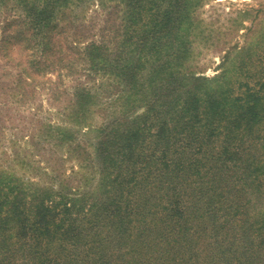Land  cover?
I'll list each match as a JSON object with an SVG mask.
<instances>
[{
	"label": "trees",
	"instance_id": "1",
	"mask_svg": "<svg viewBox=\"0 0 264 264\" xmlns=\"http://www.w3.org/2000/svg\"><path fill=\"white\" fill-rule=\"evenodd\" d=\"M71 1L15 2L21 13L12 21L22 23L16 33L42 53L32 64L54 57L74 69L89 62L112 83L125 84V95L120 92L128 111L97 127L85 125L98 131L103 192H96L88 208L80 202L77 215L73 198L56 187L57 181L30 191L0 166V264H131L133 257L138 264H188L191 259L193 264H217L220 253L229 257L235 237L226 238L236 215L243 213L248 222L253 198L264 199V84H241L235 97L201 91L209 78L183 66L190 51L191 11L198 0H118L112 5L122 15L115 42L88 35L85 24L72 19L64 26ZM2 2L8 5V0ZM67 26L75 28V37L63 35ZM91 97L90 90L79 87L70 121L46 128L56 125L59 138L73 142L67 128L84 127L88 115L79 112ZM138 109L142 111L134 113ZM87 211L85 227L77 220ZM256 223L257 247L241 235L247 255L241 264H250L251 254L258 257L264 243V217ZM80 228H90L89 234L84 236ZM127 236L137 248L105 258L99 244L118 237L123 248ZM57 238L58 255L52 256L46 247L52 248ZM85 239L96 251L93 262L80 255ZM205 243L211 245L210 260L203 258ZM259 264H264V254Z\"/></svg>",
	"mask_w": 264,
	"mask_h": 264
},
{
	"label": "rangeland",
	"instance_id": "2",
	"mask_svg": "<svg viewBox=\"0 0 264 264\" xmlns=\"http://www.w3.org/2000/svg\"><path fill=\"white\" fill-rule=\"evenodd\" d=\"M104 1L110 6L102 7L99 1L94 0L82 4L72 0L71 8H66L69 15L62 20L63 25L72 19L76 23H84L82 26L88 35L97 33L115 42L121 35L122 15L112 5L118 4V0ZM15 2L17 0H8L6 5L0 0V166L13 174L14 181L20 179L22 186L30 191L43 184L52 186L49 182L57 181L56 187L73 198L71 201L76 207L72 211L77 215L80 202L88 208L96 192H103V187L99 185L101 173L96 152L98 131H89L85 125L97 127L127 113L126 98L120 92L124 94L126 87L125 84L112 83L103 71L91 69L89 62L86 66L89 70L85 67L86 63L70 69L64 66L65 62L54 57H49L48 61L42 59L38 66H34L32 60L42 53L33 48L25 36L16 33L22 23L12 21L14 15L21 13ZM191 13L190 34H187L190 51L183 66L209 78L201 89L203 93L219 95L217 92L223 91L219 96L228 93L235 97V90L238 91L241 84L249 83L256 87L264 84V0H198ZM9 21L11 24H8ZM74 30V27L67 26L63 35L75 37L71 36ZM79 87L90 90L92 97L85 111L79 112H87L88 118L81 124L84 127L78 131L79 125L74 128L70 127L72 124L67 125L73 138L70 142V138H59L57 133L60 132L53 131L56 125L53 130L47 129L46 125L70 121L68 115H72V99ZM140 111L138 109L134 113ZM84 152L85 158L82 156ZM57 174L58 179H55ZM26 175L31 177L25 181ZM250 209L251 215L246 223L242 219L243 213L236 215L235 228L229 231L226 238L235 237L234 242L229 243H233L230 246L232 252L228 250L227 258L220 253L217 264H241V260L247 258L243 254L246 248L242 245L246 241L241 235L257 247L258 239L253 230L259 225L256 220L264 217L261 213L264 199L253 198ZM88 215L89 211L81 218L83 221L79 217L77 223L86 227ZM139 216L132 225V232L139 224ZM80 229L84 236L90 232V228ZM119 240L114 237L113 242L106 241L107 245L104 241L99 244L105 248V258H118L122 249L137 248L135 242L128 244V236L124 237L126 243L123 248L118 244ZM60 242L59 238L52 240V248L49 245L46 251H51L52 256L58 255ZM89 246L88 239H85L80 243L79 252L82 257H88L83 259L93 262L96 251L90 250ZM202 249L203 258L210 260L211 245L205 243ZM259 251L258 257L250 255V264H259L264 254V243ZM75 259L81 260L80 257ZM130 263L138 264L136 257ZM109 264L120 263L112 260ZM188 264H193L192 259Z\"/></svg>",
	"mask_w": 264,
	"mask_h": 264
}]
</instances>
